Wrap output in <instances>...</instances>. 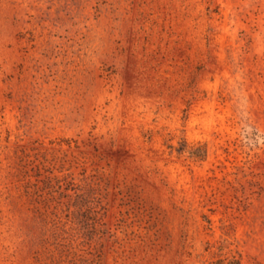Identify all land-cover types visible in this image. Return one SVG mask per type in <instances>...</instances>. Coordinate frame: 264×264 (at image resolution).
<instances>
[{
	"label": "rangeland",
	"instance_id": "1",
	"mask_svg": "<svg viewBox=\"0 0 264 264\" xmlns=\"http://www.w3.org/2000/svg\"><path fill=\"white\" fill-rule=\"evenodd\" d=\"M0 264H264V0H0Z\"/></svg>",
	"mask_w": 264,
	"mask_h": 264
}]
</instances>
